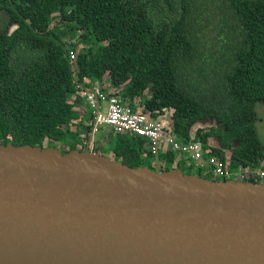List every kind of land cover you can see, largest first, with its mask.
Returning a JSON list of instances; mask_svg holds the SVG:
<instances>
[{
  "label": "trees",
  "instance_id": "obj_1",
  "mask_svg": "<svg viewBox=\"0 0 264 264\" xmlns=\"http://www.w3.org/2000/svg\"><path fill=\"white\" fill-rule=\"evenodd\" d=\"M104 81L132 109L168 112L179 141L231 172L264 169V0H0V145L83 151L92 116L80 91ZM98 141L95 153L129 167L214 180L142 138Z\"/></svg>",
  "mask_w": 264,
  "mask_h": 264
},
{
  "label": "water",
  "instance_id": "obj_2",
  "mask_svg": "<svg viewBox=\"0 0 264 264\" xmlns=\"http://www.w3.org/2000/svg\"><path fill=\"white\" fill-rule=\"evenodd\" d=\"M0 264H264V181L0 145Z\"/></svg>",
  "mask_w": 264,
  "mask_h": 264
},
{
  "label": "built area",
  "instance_id": "obj_3",
  "mask_svg": "<svg viewBox=\"0 0 264 264\" xmlns=\"http://www.w3.org/2000/svg\"><path fill=\"white\" fill-rule=\"evenodd\" d=\"M69 59L75 61L77 51L68 52ZM112 88L106 84L94 83L90 88H83L80 91L85 103L91 112V129L88 138L84 142L87 147L92 143L95 133L111 128L115 134H124L130 137H139L152 155L158 154L161 149H168L177 153L188 162H193L203 170L204 175L211 176V179L244 181L247 178H256L263 170H244L241 166L238 172H231L227 162L217 157L210 156L208 150H203L198 142L182 143L170 130L169 113L164 111L156 117L141 109H132L129 105L122 103L119 98L112 96ZM165 115V116H163ZM164 118L165 121L161 119ZM264 165V160L261 162ZM242 172H239L241 171ZM258 171V172H257ZM246 178V179H247Z\"/></svg>",
  "mask_w": 264,
  "mask_h": 264
},
{
  "label": "rangeland",
  "instance_id": "obj_4",
  "mask_svg": "<svg viewBox=\"0 0 264 264\" xmlns=\"http://www.w3.org/2000/svg\"><path fill=\"white\" fill-rule=\"evenodd\" d=\"M100 84H102V83H100ZM103 84H106L108 86V81H104ZM111 90H113V89H111ZM87 112H88L87 114H89V111L88 110H87ZM255 115H256V127H257L258 137L260 139V142H261V144L263 146V150H264V102H258V103H256V106H255ZM163 116H165V115H163ZM161 120L162 121H165L164 118H162ZM84 121L87 123L88 122V117H86ZM109 132H113L111 130V128H107L105 130V132H102V133H101V131H99V132H97V133L94 134L93 139H92V143L90 145H88L89 147H87V145H85V147H82V145L80 143H79V146L82 147L83 150L86 149V150L94 153L93 149H95V147H98L99 148V146L101 144L98 141V139L102 140V143L104 141H107ZM77 146H78V144H77ZM100 152L102 154H104V155H110V152L107 151V150H105L104 148L103 149L101 148ZM238 167L239 166H237L236 168H234L233 171L237 173L238 172V169H239ZM244 170H249V169H244ZM258 173H263L264 174V171H260ZM246 178L247 177L245 176V179ZM255 178H256V176L253 179H255ZM257 178L259 180H261L262 182L264 181V175L263 176L258 175Z\"/></svg>",
  "mask_w": 264,
  "mask_h": 264
},
{
  "label": "bare ground",
  "instance_id": "obj_5",
  "mask_svg": "<svg viewBox=\"0 0 264 264\" xmlns=\"http://www.w3.org/2000/svg\"><path fill=\"white\" fill-rule=\"evenodd\" d=\"M104 130V129H103ZM196 137V136H195ZM195 139V138H194ZM160 152V151H159ZM159 152H158V155H159ZM234 168H232L231 170H233ZM240 172V171H239ZM241 172H242V170H241Z\"/></svg>",
  "mask_w": 264,
  "mask_h": 264
},
{
  "label": "crops",
  "instance_id": "obj_6",
  "mask_svg": "<svg viewBox=\"0 0 264 264\" xmlns=\"http://www.w3.org/2000/svg\"><path fill=\"white\" fill-rule=\"evenodd\" d=\"M106 130V129H105ZM260 170H263V169H260ZM264 171V170H263Z\"/></svg>",
  "mask_w": 264,
  "mask_h": 264
}]
</instances>
